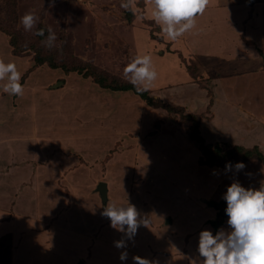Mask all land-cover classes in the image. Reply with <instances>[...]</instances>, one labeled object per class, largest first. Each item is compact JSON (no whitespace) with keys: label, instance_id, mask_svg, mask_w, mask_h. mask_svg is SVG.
I'll list each match as a JSON object with an SVG mask.
<instances>
[{"label":"rangeland","instance_id":"obj_1","mask_svg":"<svg viewBox=\"0 0 264 264\" xmlns=\"http://www.w3.org/2000/svg\"><path fill=\"white\" fill-rule=\"evenodd\" d=\"M234 1L239 3L241 0ZM141 2L135 0V8L144 19L138 20L133 15L129 20L125 17L126 11L120 7L121 0H0V59L16 64L22 73L20 83L24 88L22 96H10L2 91L4 82L0 81V118L16 122V133L30 134L32 141L39 145L35 150L38 153L32 151L29 156V163L54 170L61 167L58 173L46 169L44 175L38 173L43 176L38 186L47 188L52 185V196L61 204L58 209L42 213L45 219L41 224L45 226L40 239L44 240L49 252L60 248L64 253H72L71 246L77 242L75 245L78 244L83 252L76 256L73 264L79 260L85 264H107L104 253H111L110 259L120 264L119 257L124 249L131 255V264H135L132 250L114 245L115 241L123 239L124 234L113 229L110 221L101 215L107 204H102L95 192L100 181L108 185V203L135 205L139 213L150 212L154 222L162 219V207L158 204L162 201L167 203L168 212L175 205V197L177 203L183 201L187 208L190 204L195 205L196 208L192 207L191 212L185 214L180 211L181 205L176 203L177 207L173 206L180 216L173 217L167 226H171L169 232L181 237H175L178 240L188 238L189 231L210 230L207 222L215 218H218L219 226L215 231L211 230L213 234L221 228L230 231L226 201L222 198L229 184L239 182L252 189L264 187V162L254 158V146L264 153V72H257L254 78L244 75L228 81L229 84L222 81L230 91L248 90L254 100L233 101L227 89L221 94L212 93L209 87H212L213 74L207 79L194 75L189 62L179 55L182 53L180 49L188 46L184 36L169 42L160 28L148 21L150 8L141 6ZM28 12L35 13L39 21L36 28L26 32L20 19ZM253 13L262 24L263 6L253 9ZM262 26L257 25L259 29L255 31L260 41ZM199 27L198 24L194 30ZM48 28L57 37V47L51 50L42 45L44 37L35 35L37 29H44L47 35ZM151 33L161 36V40L153 38ZM173 48L179 51L178 61L191 70L188 87L175 93L163 89L160 96L150 89V94L163 102L183 106H175L171 112L152 109L131 91H112L100 87L91 76L64 70L90 64L96 80L119 84L127 81L123 78L124 66L137 55H150L157 72L161 66L171 70L162 62L159 53L172 52ZM38 55L53 60L57 68H51L48 62L33 67ZM216 100L233 102V112L229 108H219ZM196 102H201V109ZM215 111L220 123L223 122V127L217 130L210 121ZM24 118L30 120L31 125L26 122L22 125ZM201 118L207 119L203 125L199 124L203 139L218 142L219 147L211 146L201 152L189 140L190 122ZM213 118L217 119V116ZM214 134L218 137L223 134L222 139L213 140ZM43 143L47 144L46 149ZM234 145L248 147L252 152L231 154L229 148ZM226 162L233 166L236 162H243L245 168L239 172L234 167L226 171ZM49 180L53 181L52 184ZM28 192V189L23 190V202ZM161 193L164 198L168 195L166 200L160 198ZM162 223L160 221L154 227L161 228ZM150 225L147 221V226ZM28 234L26 238L18 239V244L22 243L26 250L32 248L33 235ZM55 241L61 242L57 245L59 248L53 245ZM2 244L0 251L6 247L4 241ZM182 244L175 256L187 251ZM150 251L153 255L159 253L153 257L157 262L162 261L161 254H170L155 248ZM4 258L0 257V263ZM37 258V254L31 253L32 261ZM16 260V264L23 262L21 258Z\"/></svg>","mask_w":264,"mask_h":264},{"label":"crops","instance_id":"obj_2","mask_svg":"<svg viewBox=\"0 0 264 264\" xmlns=\"http://www.w3.org/2000/svg\"><path fill=\"white\" fill-rule=\"evenodd\" d=\"M142 1L146 8H150L147 4V0ZM242 1L244 0H241L239 3H236L234 0H210V4L207 6L203 15L196 17L197 25L199 24L200 26L199 30H193L184 35L185 42L188 46L180 49L183 54L181 52L179 53L193 66L192 73L194 75H202L207 79L212 76L211 73L213 74L211 79L213 88L209 87L212 93L218 94L219 92V94H221L227 89L226 92L228 91V94L233 97L232 100L236 102L237 99H245L248 101V99L251 98L250 96L253 95H249L248 90L245 92H240L239 89L230 91L229 88L223 86V82L229 84L228 81H233L247 74L254 78L257 72H264V18L262 24H259V20L255 18L253 13V9L255 8H262V6L264 8V0H261V2L259 0ZM256 5H258V7ZM257 25H263L261 32L262 41L257 40L258 38L255 36L257 35L255 34L256 29H259ZM176 48H173L172 52L166 50L162 53L159 51L162 62H164L166 66L171 67V70L167 71L164 66L159 68L157 72L158 78L151 88L152 91L158 92V94H156L157 96H160L159 94L164 91L163 89H166L169 93H175L179 89L188 87V81L190 80L189 72L191 70L189 71L187 69V71V67L178 61L180 60L177 54L179 51L174 50ZM142 53H144V51L141 48V54ZM154 55H158V53ZM180 77H182V79H180ZM223 90L224 92H222ZM258 92L259 90L256 91V94ZM221 97L222 96H220V98ZM215 102L218 103L219 108H229V110L233 112V102H222L221 100L220 102L217 100ZM196 103H198V108L201 109V102ZM196 103H192L193 107H197ZM214 107H216V105H214ZM257 107L259 106L257 105ZM219 115L221 116V111ZM216 116L217 119L213 118ZM4 118L7 120H4ZM4 118H0V237L3 235H9L10 237L11 264H16L17 258L23 260L24 263L20 262L21 264H73L76 256L83 252L78 244L75 245L77 242H73L74 244L71 243V248L74 249L72 253L60 251L61 249L57 246L61 243L60 241H55L53 244L60 250L57 249V247H52V249L57 250H51L49 252L47 251L48 249H46L48 246L45 245V243L43 244L44 240L40 239L41 235L44 233L43 226H45L41 224V220L43 218L45 219L42 213L47 210L58 209L61 204L56 197L52 196L54 194L53 191H51V189H54L52 185L47 188L38 186V183L42 180L41 177L43 178V176H38V173H43L44 175L46 173L45 169L58 173L61 171V167L59 170H54L42 164L32 165L29 163V156L32 154V151L33 153H38V151L35 150L39 145H37L35 141H32L30 134H25V132L16 133L17 129L14 127L16 122L14 123L10 119ZM211 118L210 121L216 127V130L219 129V127H223V122L220 123L216 111ZM204 120L207 119L201 118L199 124L203 125ZM25 122L31 125L30 120L26 118L21 121V124L25 125ZM199 129H201V127ZM241 129L244 131L243 126ZM217 134H214L213 140L222 139L221 136L223 134L220 137H218L219 135ZM206 137L209 138L207 135ZM206 140L208 139L206 138ZM46 145V143H43L44 149H46ZM54 181H56V179ZM48 182L52 184L53 181L49 180ZM160 188L161 186H159V189ZM25 189L29 190L28 196L24 198L25 202H28V204L22 200L23 190ZM163 195L164 193H161L160 198L166 200L168 195L166 194L165 198ZM107 198L109 199L108 185ZM175 198H173L175 202L173 206L177 207V204L181 205L180 211L184 214L190 213L191 209L195 207V205L189 203L191 206L187 208L188 206L186 207L183 201H181L182 204L177 203ZM108 199L105 205L108 203ZM54 201L57 202L54 204ZM158 204L162 207V219H159L158 222H154V220L151 219L152 214L150 212L145 210L140 213L144 223H141V226L138 228L133 242L130 243L132 240H127L126 237L123 236V239L126 240V249L132 250L131 254L135 255L134 257H139L147 261L148 264H200L202 262V257L199 256L197 248L199 233L202 230H197L194 233L189 231L187 235L189 236L188 238L178 240L175 237L179 236L169 232L171 226L167 225H169V223L171 224L173 217L180 216V214L178 215L177 209H174L173 206L170 212H168V205L163 201ZM207 206L215 210L211 205L207 204ZM187 217L190 218V215H187ZM217 220L218 218L208 220L207 226L210 230L215 231L216 227L219 226V224H217V226L216 224L215 226L212 225V222ZM147 221L153 226L150 225V227H148ZM160 221H163L162 227H154L160 224ZM35 230L38 232H35ZM185 231H183V233ZM27 234L29 236L33 235L32 248L29 250H26L25 246H22V243L18 244V239L26 238ZM15 243L17 245H14ZM181 243H186L185 245L182 244V246L188 249L185 253L175 256V254L178 253L177 249L182 248H180ZM151 248L158 249L160 252H170V254H161L163 259L157 262L153 257H156L159 253L153 255L150 251ZM124 252H127V259L121 260L120 264H131V255L128 254L129 251L124 249ZM180 252H182V250ZM31 253L37 254L38 258L32 261ZM104 255L107 264H117L114 259H110L112 256L111 253H104ZM184 255L188 257L184 258ZM174 257L176 261L173 260ZM80 261H82L81 264H85L83 260H79L78 262ZM135 264H138L137 260H135Z\"/></svg>","mask_w":264,"mask_h":264},{"label":"clouds","instance_id":"obj_3","mask_svg":"<svg viewBox=\"0 0 264 264\" xmlns=\"http://www.w3.org/2000/svg\"><path fill=\"white\" fill-rule=\"evenodd\" d=\"M150 6L148 19L154 22L169 41L174 42L197 27L196 17L203 15L210 0H147ZM120 7L132 12L138 20L144 16L135 8V0H121ZM39 17L32 12L25 13L20 23L23 29L32 31L36 28ZM35 35L44 37L42 45L49 50L57 47L56 34L51 29H37ZM22 73L13 62L0 59V81L2 91L10 96H22L23 85L20 83ZM126 79L138 93L149 91L158 78L152 57L148 54L137 55L123 68ZM237 172L243 170V162L233 166L226 162L225 170ZM226 201L225 212L230 231L219 229L215 234L204 229L199 233L198 253L202 264H264V187L245 188L239 182L227 186L222 197ZM101 215L110 221V226L123 233L127 240H133L144 220L139 211L130 203H107ZM115 247L125 248L126 240L114 242ZM127 259V252L119 257ZM138 264H148L139 257H134Z\"/></svg>","mask_w":264,"mask_h":264},{"label":"trees","instance_id":"obj_4","mask_svg":"<svg viewBox=\"0 0 264 264\" xmlns=\"http://www.w3.org/2000/svg\"><path fill=\"white\" fill-rule=\"evenodd\" d=\"M141 6H144L143 1L141 2ZM125 17L127 19L131 20V18L133 17V13L132 12H126ZM148 21H151V20H148ZM151 36L153 38L161 40V36H155L153 33H151ZM179 55L182 58V55L181 54H179ZM44 62H48L49 66H51V68H57V64L54 63L53 60L48 59V58H44V57L39 56V55L34 58L33 67L39 66V65L43 64ZM188 65L191 67V70H193V66L190 64H188ZM188 65L186 66L187 69L189 68ZM92 68L93 67L90 64H84L82 66H70L69 68H65L64 70L66 72L77 71V72L82 73V75L85 77L91 76L93 81L97 82L100 87H104V88L112 90V91L113 90L114 91H131L132 93L136 94L142 100V103H145L146 105H148L152 109H161L163 111L167 110V111L171 112V109L172 110L175 109V106L177 108L183 107V106H177V104L175 105V104L163 102L162 99H160L159 97H155L154 95L150 94V91L138 93L135 90V88L128 81H126V82L120 81L119 84L115 81L114 82L109 81L108 84H104L105 82L103 83V81L101 82V80L99 81V79L98 80H96L97 78L95 79V75H94L95 73L92 74L93 73ZM175 112H177V111H175ZM193 117L195 118V116H193ZM190 125H192V126L188 127L189 140L196 144V147L198 148L199 151L200 150H201V152L207 151V149L211 146L219 147L220 144H218V142L211 143V142H206L203 139V136L200 133V129H199L200 127H199V121L198 120L191 121ZM212 144H214V145H212ZM249 149L250 148L244 147L241 145H234V146L229 148V151H231V154H233V153H239V154L245 153L247 155V154H250L252 152V150H249ZM254 149L256 151L254 158H257L259 160H262V162H264V153H262L260 150H257V148H255V146H254ZM215 224L217 226V224H219V220L212 222V225L215 226ZM3 241L6 243V247H5V250H3L1 248V251H0L1 256L0 257L1 258L5 257V258H4V261L0 264H11V241H10L9 235H3L0 237V245H4V244H2Z\"/></svg>","mask_w":264,"mask_h":264},{"label":"water","instance_id":"obj_5","mask_svg":"<svg viewBox=\"0 0 264 264\" xmlns=\"http://www.w3.org/2000/svg\"><path fill=\"white\" fill-rule=\"evenodd\" d=\"M95 192L98 193V196L100 197V200L102 204H105L107 202V185L106 182L100 181L98 185L95 188ZM224 202V201H223ZM82 261L78 262L77 264H81Z\"/></svg>","mask_w":264,"mask_h":264}]
</instances>
